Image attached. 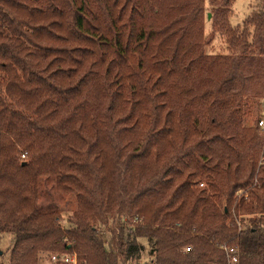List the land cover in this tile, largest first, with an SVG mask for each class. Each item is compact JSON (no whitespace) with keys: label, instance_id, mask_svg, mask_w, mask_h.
<instances>
[{"label":"trees","instance_id":"obj_1","mask_svg":"<svg viewBox=\"0 0 264 264\" xmlns=\"http://www.w3.org/2000/svg\"><path fill=\"white\" fill-rule=\"evenodd\" d=\"M234 1L205 37V0H0V264H264V0Z\"/></svg>","mask_w":264,"mask_h":264},{"label":"rangeland","instance_id":"obj_2","mask_svg":"<svg viewBox=\"0 0 264 264\" xmlns=\"http://www.w3.org/2000/svg\"><path fill=\"white\" fill-rule=\"evenodd\" d=\"M260 0H235L232 7H231V13L229 15V22L233 27L239 26L241 27L242 22L244 18L259 4ZM206 0L204 5V35L211 34V24L209 21H206ZM208 19L210 15H207ZM214 38H212L211 41L207 45H205V52L207 53H221V52H227V44L225 42V35L214 32L213 34ZM67 215V213H66ZM62 224L64 222L62 221ZM9 246H11V235L10 234H4L0 240V248L2 250H6ZM49 254L47 252H41L39 254V264H48ZM146 259H148V249L144 248L141 250L140 253V259L139 260H133L130 262V264H141Z\"/></svg>","mask_w":264,"mask_h":264},{"label":"built area","instance_id":"obj_3","mask_svg":"<svg viewBox=\"0 0 264 264\" xmlns=\"http://www.w3.org/2000/svg\"><path fill=\"white\" fill-rule=\"evenodd\" d=\"M258 126L261 131L264 132V102L261 106V112L260 116L258 118ZM228 255H231V253H234V249L232 247L228 248L227 246H221ZM186 249H190V247H187ZM49 262L48 264H77V257L75 254H58V253H52L48 256ZM237 261V257L232 255L230 256V262L234 263Z\"/></svg>","mask_w":264,"mask_h":264},{"label":"water","instance_id":"obj_4","mask_svg":"<svg viewBox=\"0 0 264 264\" xmlns=\"http://www.w3.org/2000/svg\"><path fill=\"white\" fill-rule=\"evenodd\" d=\"M209 15V14H208Z\"/></svg>","mask_w":264,"mask_h":264}]
</instances>
